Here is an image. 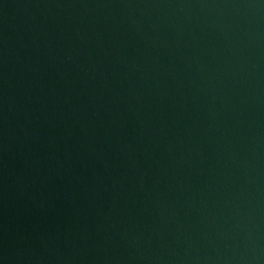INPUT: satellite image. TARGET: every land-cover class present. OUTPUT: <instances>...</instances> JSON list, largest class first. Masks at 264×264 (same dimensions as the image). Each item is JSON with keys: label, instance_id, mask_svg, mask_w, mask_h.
<instances>
[{"label": "water", "instance_id": "1", "mask_svg": "<svg viewBox=\"0 0 264 264\" xmlns=\"http://www.w3.org/2000/svg\"><path fill=\"white\" fill-rule=\"evenodd\" d=\"M0 264H264V0H0Z\"/></svg>", "mask_w": 264, "mask_h": 264}]
</instances>
